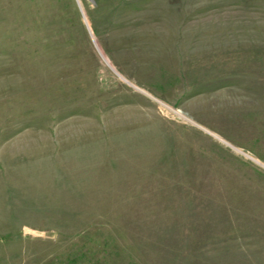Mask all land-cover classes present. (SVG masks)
<instances>
[{
    "label": "rangeland",
    "instance_id": "obj_1",
    "mask_svg": "<svg viewBox=\"0 0 264 264\" xmlns=\"http://www.w3.org/2000/svg\"><path fill=\"white\" fill-rule=\"evenodd\" d=\"M0 264H264V0H0Z\"/></svg>",
    "mask_w": 264,
    "mask_h": 264
}]
</instances>
